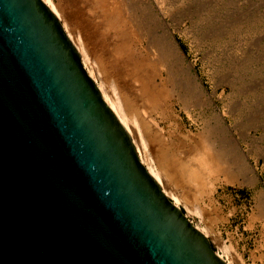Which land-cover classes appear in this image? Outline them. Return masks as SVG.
<instances>
[{"label":"water","instance_id":"water-1","mask_svg":"<svg viewBox=\"0 0 264 264\" xmlns=\"http://www.w3.org/2000/svg\"><path fill=\"white\" fill-rule=\"evenodd\" d=\"M0 264H228L44 0H0Z\"/></svg>","mask_w":264,"mask_h":264},{"label":"rangeland","instance_id":"rangeland-1","mask_svg":"<svg viewBox=\"0 0 264 264\" xmlns=\"http://www.w3.org/2000/svg\"><path fill=\"white\" fill-rule=\"evenodd\" d=\"M52 1L67 10V0ZM125 2L131 12L138 10L141 24L131 18L104 32L105 27L91 21V26L82 24L89 35L71 25L73 35L91 42L86 47L89 65H95L100 80L107 78L104 71L116 69L107 79L138 114L146 143L143 151L151 164L163 167L173 157L186 158L203 147L222 169L230 166L227 170L234 172L233 177L214 174L212 185L195 193L192 203L197 211H188L184 203L181 208L206 230L215 251L233 264H264V0H155V11L172 31L195 85L200 82L194 97L178 73L179 63L170 76L167 70L155 71L157 93L144 91L139 76L143 66L139 65L156 63L150 52L151 31H147L156 26L154 21L148 26L151 18L133 0ZM99 63L106 65L102 72ZM222 124L230 125L237 140L232 150L224 137L229 128ZM238 151L246 154L248 176L241 175L240 166L235 165ZM164 177L167 182L169 177ZM166 185L171 189L170 183Z\"/></svg>","mask_w":264,"mask_h":264},{"label":"bare ground","instance_id":"bare-ground-1","mask_svg":"<svg viewBox=\"0 0 264 264\" xmlns=\"http://www.w3.org/2000/svg\"><path fill=\"white\" fill-rule=\"evenodd\" d=\"M44 1L50 6V8L59 17L60 21L62 22L63 27L65 28L68 35L71 37V39L73 40L77 49L79 50L84 66L86 67L89 74L94 78L98 87L100 88L102 96L104 97L106 102L109 104V106L112 108L114 113L118 116V118L120 119L122 124L126 127L128 132L130 133L131 138L135 144L136 150L138 152V155H139L141 161L144 163V165L149 170V172L161 184L163 190L174 201L175 204H177L178 206L181 207V203H184V205L186 204L188 211L189 210L191 212L197 211L198 209L195 208L193 206V203H192V198L194 197L195 193L199 190L200 187L206 188V187L212 185L211 184L212 183L211 177L214 174L220 175V172H223V173H226L228 177H233L234 172L231 173L230 171H228L229 169L227 170V168L230 166H228L225 170L222 169V167H220L218 162H214L212 157L210 158L209 153H208L209 151L207 150L208 148L206 150H204L203 147L202 148L197 147L195 152L194 153L191 152L193 154L186 157V158H182L181 156H177L175 158L173 157V159L167 161L166 165L162 164L163 167H161V166L158 167V166H154V164H151L148 160V156L146 154H144V151H143V147H146V143L142 137L143 135H142L141 128H140V119L138 117V114L136 112H134L132 103L130 101H128L127 98L122 97L119 94V92L116 89V86L114 85L115 87H113V85L111 86V84H109V80H108L109 78L108 77H110V75L112 76L115 73L116 69L112 68V72H110L108 70H107L108 72H105L104 69H105L106 65L104 66L102 63H99L98 69L101 72L104 71L103 73L108 78V79L107 78L104 79L106 81L100 80L98 78V76L96 75L95 65L94 64H92V66L89 65V58L90 57L87 53L88 50L86 47H88V45L91 42L87 40L88 38H83L81 35L77 36V38H76L70 29V26L73 25V26L77 27L78 31L82 30V32H83V31H85L83 29L85 27V25H84V27H82V24L87 23L86 25H90L91 21H94V22H96V24H101L103 27H105V30H103V31L107 32V30H110V31L115 30L116 27H119L118 25L122 26L128 19H131V18L136 19L137 23L141 24V21H143V20H140L141 16L140 15H139L140 17L138 16V14H139L138 10L137 11L132 10L134 13L131 12V10H129L130 8L128 6H126V2H125L126 0H67L68 3L67 2L66 3L68 4V6L65 7V8H67V10H64L61 7H59L52 0H44ZM127 3L129 4V2H127ZM133 3H134V5L135 4L137 5V7L140 9V11H142L144 13L146 11V16H148V19H149V17L151 18L150 24L148 26H151L153 23H154V26H156V30L155 29L152 30V28H150V27H149L150 28L149 30L146 29L148 32L151 31V38L149 40H151V44H152L151 46L152 47H151L150 52H152V54H153L152 60H155L156 63H153L154 61H152V63L150 62L151 64L147 63V62L146 63L140 62V65H139V66H141V65L143 66V67L141 66L143 69L140 70L141 72H139L140 73L139 76H140V79L142 81V86H143L144 91L146 93H150V95H154L155 93H157V86H156V83H154L155 77H153L154 73H156L155 71L167 70V73L170 76L172 74L173 69L175 70V67H177L176 64L179 63L182 65L178 66V68L180 69V71L178 73L182 74L183 79L185 80L186 86L189 89V91L191 92L192 96L193 97L196 96L197 91H198L197 90L198 89L197 84H199L200 82H198L195 85V82H194L195 79L191 76L190 67L187 66L188 64L185 65L184 59H183L184 54L179 49L178 43H177L175 37L173 36L172 31H170L168 29V24L155 11V6H156L155 0H133ZM131 8H132V6H131ZM135 9H137V8L135 7ZM135 16L136 17L138 16V17L136 18ZM75 18H78V19H75ZM94 25H92V26H94ZM154 26H153V28H154ZM87 27L88 26H86V28ZM159 28H160V30H159ZM86 30H89V28ZM83 33L86 36L89 35V33L87 34L86 31ZM95 33H96V31H95ZM100 33H102V32H100ZM100 33L98 32L99 35H100ZM99 35L96 36L97 39H98ZM95 38H93V39H95ZM104 42L107 43L106 38H104ZM95 43H96V41H95ZM111 44H113V43H111ZM91 45H94V44H91ZM104 45H106V44H104ZM97 56H99V55L97 54ZM118 60H119V58H118ZM136 63L137 62H134V65H136ZM138 64H139V62H138ZM155 64L158 65L157 67L159 69H156ZM189 66H190V64H189ZM117 68H119V67H117ZM134 68H135V66H134ZM133 71H135V69H133ZM104 74H103V78H104ZM158 91H159V89H158ZM219 117L220 116H218V119H219ZM220 120H221V117H220ZM223 127H225V126L223 125L222 128ZM227 127L229 128L228 130L226 129L228 131V133H226V135H224V137L228 140L227 145L232 150V147H235V148L237 147V140H236V138H234L232 136L233 134L231 135L232 132L230 133V131H231L230 125H226L225 128H227ZM213 128H215V127H213ZM137 133L139 135L141 134L140 137L142 139H140V140L142 141V143L139 141V139H137L138 138ZM224 146H226V145H224ZM228 146H227V149H228ZM229 151H230V149H229ZM188 153H189V151H188ZM234 157H235L236 161L239 162V163L237 162L235 165L240 166L241 175L248 176L249 169H248V166L246 164V154L238 151L237 154L235 153ZM234 160L232 162H234ZM163 175H165V177H169L167 179L168 180L167 182L164 181L165 179H163ZM249 177H252V175ZM247 180H249V179H247ZM167 183H168V186L170 183L171 189H169L167 187V185H166ZM190 190H194L193 191L194 194L190 193L191 192ZM185 214L189 217L188 213L185 212ZM195 225L202 232H204L205 235H208L204 228H202L201 226H199L197 224H195ZM216 252L228 264H233L230 260H228L227 257H225V255L220 250H218V251L216 250Z\"/></svg>","mask_w":264,"mask_h":264}]
</instances>
